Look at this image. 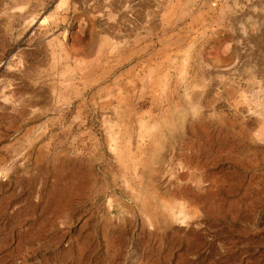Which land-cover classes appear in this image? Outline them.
Returning a JSON list of instances; mask_svg holds the SVG:
<instances>
[{
    "label": "rangeland",
    "instance_id": "374dc122",
    "mask_svg": "<svg viewBox=\"0 0 264 264\" xmlns=\"http://www.w3.org/2000/svg\"><path fill=\"white\" fill-rule=\"evenodd\" d=\"M134 1L0 0V264H264V0L137 85Z\"/></svg>",
    "mask_w": 264,
    "mask_h": 264
},
{
    "label": "crops",
    "instance_id": "0c3cea01",
    "mask_svg": "<svg viewBox=\"0 0 264 264\" xmlns=\"http://www.w3.org/2000/svg\"><path fill=\"white\" fill-rule=\"evenodd\" d=\"M139 1L143 2L142 0L134 2L138 5ZM146 1L144 14H142V17H145L142 21L147 23L145 39L139 38L138 26L135 27L132 24L131 40L130 42L129 39L127 40L128 43L125 44L127 46H115L113 50H110V53L116 56V63L114 64L116 67L127 64L125 69L131 71V78L134 81L132 83L135 85L138 84L139 80L143 81L146 77L144 71L171 70L168 67L171 65L170 55L177 47L181 48L184 45L189 37L188 31H190L192 38L191 34L200 20L199 18L190 19V17L201 12L204 7L201 6L203 0H162L159 9L157 8L159 0ZM199 6H201V10ZM133 10L136 11L134 15L138 18V7ZM209 20L212 21V17ZM176 29L179 31L177 34H175ZM172 39L177 40V42H171ZM177 44L178 46H172ZM156 56H165V58L159 62ZM139 58L145 62L141 63ZM152 62L155 66L151 65ZM141 72L143 73L139 75Z\"/></svg>",
    "mask_w": 264,
    "mask_h": 264
}]
</instances>
